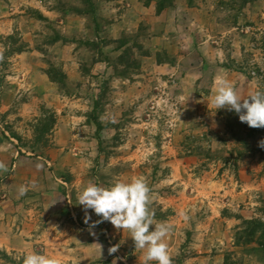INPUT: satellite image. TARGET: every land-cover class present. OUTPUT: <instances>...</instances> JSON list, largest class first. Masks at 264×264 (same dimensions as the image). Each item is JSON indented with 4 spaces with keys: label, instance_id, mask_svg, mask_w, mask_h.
<instances>
[{
    "label": "rangeland",
    "instance_id": "rangeland-1",
    "mask_svg": "<svg viewBox=\"0 0 264 264\" xmlns=\"http://www.w3.org/2000/svg\"><path fill=\"white\" fill-rule=\"evenodd\" d=\"M220 78L264 91V0H0V264H141L77 204L135 177L173 264H264V128Z\"/></svg>",
    "mask_w": 264,
    "mask_h": 264
},
{
    "label": "clouds",
    "instance_id": "clouds-1",
    "mask_svg": "<svg viewBox=\"0 0 264 264\" xmlns=\"http://www.w3.org/2000/svg\"><path fill=\"white\" fill-rule=\"evenodd\" d=\"M215 95L211 104L218 109L235 111L239 120L252 128H264V91L256 90L241 98L233 85L225 78L217 81ZM264 148V140L259 142ZM0 171L7 166L0 162ZM28 187L21 185L19 195L23 196ZM151 189L143 177H135L131 182H115L109 187L89 184L77 194L87 223V210L91 209L104 221L110 222L117 230H127L135 249L142 251L141 264H173L165 238L172 226L165 222H156L150 211ZM180 215H185L183 212ZM20 264H56V261L44 254L32 252L17 257Z\"/></svg>",
    "mask_w": 264,
    "mask_h": 264
},
{
    "label": "trees",
    "instance_id": "trees-1",
    "mask_svg": "<svg viewBox=\"0 0 264 264\" xmlns=\"http://www.w3.org/2000/svg\"><path fill=\"white\" fill-rule=\"evenodd\" d=\"M245 1H247V0H245Z\"/></svg>",
    "mask_w": 264,
    "mask_h": 264
}]
</instances>
